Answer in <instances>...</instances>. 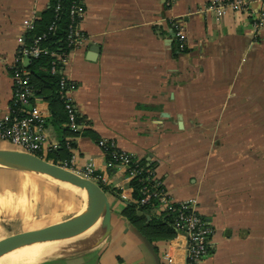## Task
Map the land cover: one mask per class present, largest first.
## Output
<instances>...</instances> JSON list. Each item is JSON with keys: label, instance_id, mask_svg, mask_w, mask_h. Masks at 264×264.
<instances>
[{"label": "crops", "instance_id": "0c3cea01", "mask_svg": "<svg viewBox=\"0 0 264 264\" xmlns=\"http://www.w3.org/2000/svg\"><path fill=\"white\" fill-rule=\"evenodd\" d=\"M248 1L247 10H228L217 19L208 8L211 0H83L85 39L70 51L64 68L77 83L72 95L84 118L71 151L76 167L92 161L105 177L101 183L111 203V233L92 249L50 255L33 264H154L121 213L127 204L121 193L133 195L126 168L109 165L99 137L152 165L173 199L198 200L199 212L213 227L203 264H264V164H252L248 148L218 142L234 136L220 132L223 125L264 123V19L259 30L253 27V15L264 12V0ZM48 3L0 0L1 119L11 114L10 68L18 61L29 22ZM174 22L180 23L184 42L177 39ZM29 107L41 111L47 122L44 152L57 147L64 133L51 120L48 98L37 96ZM252 109L259 110L253 115ZM205 124L215 128L204 131ZM0 148L15 147L0 136ZM22 176L25 189L30 186L26 179L38 174L0 168V214L31 207L30 195L17 194L11 185ZM88 204L67 218L0 239L71 220ZM90 223L82 220L73 230ZM67 231L57 229L58 234ZM162 244L159 254L167 264ZM183 249L175 251L179 262Z\"/></svg>", "mask_w": 264, "mask_h": 264}, {"label": "built area", "instance_id": "2783aa9c", "mask_svg": "<svg viewBox=\"0 0 264 264\" xmlns=\"http://www.w3.org/2000/svg\"><path fill=\"white\" fill-rule=\"evenodd\" d=\"M248 4V0H211L208 8L214 11L217 19H221L228 10H247ZM49 5L50 1L48 3V6ZM61 7L60 2H57L54 5L57 18L59 17ZM85 10L83 0H71L69 6L71 22L68 32V44L70 50L68 52H58L49 49L47 46L40 45L39 42L42 36H36L31 45H27L24 41L18 50L17 62L20 61L22 64L24 59L30 60L32 57H38L41 54H51L55 57L52 62L51 73H59L61 75L59 91L66 102V109L69 118L68 125L73 130L81 129L83 123L77 121V109L72 95L77 87V83L66 77L64 68L68 61L70 51L84 42L85 37L80 28V23L84 17ZM259 15L260 16L258 17L253 15V27L255 30H259L263 25L264 12ZM33 23L34 21L29 22L28 30L33 27ZM173 25L177 39L180 43L184 42L185 36L180 23L174 22ZM53 27L54 24L50 26V29ZM58 63H60V65H58ZM12 77L14 81L12 100L14 103L20 104L18 109L19 114L12 115L11 113L4 119L0 118V136L3 139L9 140L17 149L37 154L38 151L43 150L46 142L45 117L41 111L27 108L29 99L34 96V92L30 87L26 71L18 70ZM98 144L104 150L109 148L114 149V155L119 158L120 162L118 164H112L109 162V165L124 166L127 171V177L130 180L138 175L140 172V168L136 165L138 158L133 159L134 155L119 149L113 140L101 138L98 141ZM74 161L75 157L73 155L70 163L64 162L61 164L83 176L98 181L100 184L105 181V177L96 173L92 161H89L83 167H76ZM152 178H156L155 175L150 179ZM158 184L162 183L158 182L151 187H145L144 194L139 201L135 200L133 196L125 195L123 192L121 193V196L127 203L140 202L141 204H144L151 200H156L158 201L157 212L166 211L167 213L175 215L177 232L173 237L162 242V258L167 264H203L205 256L210 251L213 227L201 216L198 207V200L195 197H191L186 200L177 201L170 196L163 185V187L157 188ZM180 239H183L184 243H182ZM182 245L184 246V258L182 262H179L175 251Z\"/></svg>", "mask_w": 264, "mask_h": 264}, {"label": "trees", "instance_id": "16d2710c", "mask_svg": "<svg viewBox=\"0 0 264 264\" xmlns=\"http://www.w3.org/2000/svg\"><path fill=\"white\" fill-rule=\"evenodd\" d=\"M49 1L50 5L39 17H37V19H35L33 27L26 32L25 42L27 45H31L36 36H42L39 42L40 45L47 46L49 49L58 52H68L70 50L68 44V32L71 22L69 13L71 0ZM57 2H60L62 6L58 18L56 17L54 9V5ZM52 24H54V27L50 29ZM54 59L55 57L51 54H41L38 57H32L29 60L28 65H24L20 61L17 62L15 66L10 68V73L13 76L18 70L26 71L30 87L34 92V96L29 99L27 108H31L29 105L36 101L37 96H46L49 100L52 116L51 120L55 126L62 128L63 130V138L57 147H51L47 152H44V150L38 151L37 154L56 163H70L73 156L71 149L76 146V139L84 129L73 130L68 125L69 118L66 109V102L59 91L61 75L59 73H51V66ZM58 65H60V63H58ZM19 106L20 104L14 103V101L11 100L12 115L19 114ZM77 121L81 123L84 122V118L78 111ZM46 123L45 120L44 124L46 125ZM100 139V137L97 138V142ZM102 150L105 153L108 163L111 162L112 164H118L120 162L119 158L114 155V149L109 148ZM136 158V156H133V159ZM136 165L140 168V172L136 177L130 180L129 184L133 191V198L139 201L144 194L145 187H151L160 181L157 178L150 179L155 173L152 165L147 164L145 160L138 159ZM96 173L100 174L98 171H96ZM162 185L163 184H158L157 188L163 187ZM103 187L105 190L107 189L106 186ZM114 190L118 192V189ZM157 209L158 201L156 200H151L144 204H141L140 202H129L125 204L121 213L129 220L133 227H136L155 244V247L159 252V243L173 237L177 232V228L175 226L174 214L167 213L166 211L157 212ZM148 215L150 217H148ZM202 217L206 220L204 216Z\"/></svg>", "mask_w": 264, "mask_h": 264}, {"label": "water", "instance_id": "95a60500", "mask_svg": "<svg viewBox=\"0 0 264 264\" xmlns=\"http://www.w3.org/2000/svg\"><path fill=\"white\" fill-rule=\"evenodd\" d=\"M0 168L35 173L50 179L68 182L83 188L89 195L87 208L77 217L39 230L17 233L0 239V258L25 246L50 243L53 250L71 252L89 250L104 243L111 233L112 209L108 193L96 180L88 178L71 168L49 160L36 153L17 148H0ZM148 217H150L148 215ZM91 220L81 230L75 229L78 222ZM67 228V232L58 234V228ZM134 232L153 258L154 264H162L155 244L136 227Z\"/></svg>", "mask_w": 264, "mask_h": 264}, {"label": "rangeland", "instance_id": "374dc122", "mask_svg": "<svg viewBox=\"0 0 264 264\" xmlns=\"http://www.w3.org/2000/svg\"><path fill=\"white\" fill-rule=\"evenodd\" d=\"M254 110L257 112L259 109H252L253 115L255 112ZM262 111L264 113V109H262ZM203 126L205 128L204 131H211L215 128L210 124H205ZM225 126L226 125H223V127L220 128V132H234V136L230 134L228 139L218 141L219 146L234 148L236 150L248 148L252 152V164H264V123H235L231 126L232 128L229 129ZM238 158L243 160L244 156H239ZM23 177L24 176L12 179L11 185L15 187L17 194L25 193L30 195L31 207L25 212L1 213L0 222L3 227L2 230H0V236H5L12 232L27 228L39 227L46 223L67 218L81 211L84 203L86 205V201L76 190L77 187L71 184L55 179H52L55 181L52 182L44 176L38 175L29 176L26 181L30 186L21 189L20 183ZM58 253L60 254L62 252H57L53 255H58Z\"/></svg>", "mask_w": 264, "mask_h": 264}, {"label": "bare ground", "instance_id": "6f19581e", "mask_svg": "<svg viewBox=\"0 0 264 264\" xmlns=\"http://www.w3.org/2000/svg\"><path fill=\"white\" fill-rule=\"evenodd\" d=\"M76 190L78 191L79 195H81L84 198L86 202L90 200L89 199L90 197L87 194L85 189L77 187ZM57 252L58 250H53V245L50 243L33 244L30 246H25L15 251H12L11 253L6 254L5 256L1 257L0 264L34 263V262H38L41 259H44L45 257L53 255Z\"/></svg>", "mask_w": 264, "mask_h": 264}]
</instances>
